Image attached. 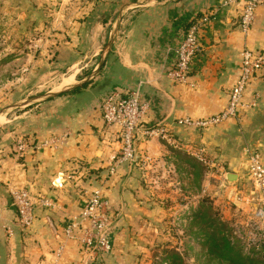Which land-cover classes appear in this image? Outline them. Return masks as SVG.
Returning <instances> with one entry per match:
<instances>
[{
	"label": "crops",
	"instance_id": "0c3cea01",
	"mask_svg": "<svg viewBox=\"0 0 264 264\" xmlns=\"http://www.w3.org/2000/svg\"><path fill=\"white\" fill-rule=\"evenodd\" d=\"M23 1L21 7L27 0ZM128 2L135 0H103L100 5L106 22L95 18L89 23L107 27V40L113 34L104 65L89 88L68 93L65 105L51 115L50 125L39 122L40 126L28 128L22 135L0 129V264H127L122 231L117 228L124 202L115 196H138L136 168H164L172 147L188 154L199 148L215 154L217 168L229 169L222 173L224 177L236 174V180L226 188L235 204H254L261 196L252 181L251 188L245 181L249 180L248 159L253 152H258L264 163V68L246 85L242 100L247 107L238 116L204 128L179 125L177 120L204 118L227 105L239 73L241 51L247 48L264 53V4L256 8L254 21L244 32L239 5L227 0ZM113 13L114 21L110 19ZM203 15L208 18L199 30L201 49L192 60L186 83H176L166 75L174 49L189 24ZM116 88H138L150 108L135 133V155L140 159L135 165L125 162L111 173L120 139L115 126L103 124L100 102ZM157 125L172 142L146 133ZM21 137L27 147L18 151ZM12 186H24L35 200L45 198L52 205L36 204L31 227L18 230L11 224L13 234L5 237L2 223L13 222L16 215L9 192ZM94 188H100L107 202L111 223L108 234L113 248L104 254L85 251L77 239L66 238L62 232ZM115 201L117 206L121 203V212H115ZM60 245L63 249L57 256Z\"/></svg>",
	"mask_w": 264,
	"mask_h": 264
},
{
	"label": "rangeland",
	"instance_id": "374dc122",
	"mask_svg": "<svg viewBox=\"0 0 264 264\" xmlns=\"http://www.w3.org/2000/svg\"><path fill=\"white\" fill-rule=\"evenodd\" d=\"M20 1L0 0V129L22 135L40 126L39 122L50 125L51 115L65 105L71 90L47 98L48 94L75 85L85 88L93 81L104 65L113 34L107 40V27L89 24L94 17L103 20V0H27L24 7L20 5L25 1ZM92 2L98 9L93 14ZM79 21L83 23L81 41L75 30ZM84 80L88 81L82 84ZM28 101L32 104L26 105ZM19 140L24 142L25 137ZM172 150L167 152L171 158L164 168H136L138 196H115L124 202L122 212L121 203L117 206L115 201L113 206L121 212L117 228L122 231L127 264H231L218 257L205 236L209 219L224 224V233L244 258H264V218L255 215L254 204L232 201L226 188L235 180L222 175L229 169L217 168V156L205 149L206 163L190 152ZM138 159L135 155L127 163L135 165ZM245 182L253 187L251 180ZM11 224L21 229L16 218L2 223L5 237H10L6 227Z\"/></svg>",
	"mask_w": 264,
	"mask_h": 264
},
{
	"label": "built area",
	"instance_id": "2783aa9c",
	"mask_svg": "<svg viewBox=\"0 0 264 264\" xmlns=\"http://www.w3.org/2000/svg\"><path fill=\"white\" fill-rule=\"evenodd\" d=\"M227 2L239 5L240 25L244 32H247L253 23L256 8L264 4V0H227ZM207 18L208 16L203 15L192 21L175 47L172 65L166 71L170 80L176 83H186L192 60L201 49L199 30ZM262 68H264V53H254L247 48L243 49L239 73L230 89L227 105L223 110L200 119L183 117L178 119L177 123L187 127L204 128L238 116L241 110L247 107L242 100L243 91L249 81ZM149 108V100L143 96L138 88H116L102 97L100 112L103 124L115 126L120 139L117 156L110 168L111 173H114L121 164L134 160L135 133ZM146 133L172 142L170 136L161 126H152L146 130ZM25 147H27L26 144L19 142L17 149L23 151ZM192 154L200 161L207 162L202 148L193 151ZM248 178L261 195L254 200L255 215L264 218V163L258 152H253L249 156ZM9 192L16 212V221L23 229L31 227L35 218L36 204L52 205L51 201L45 198L39 197L35 200L24 186H12ZM106 206L107 202L101 196L100 188H94L78 214L72 216L71 220L64 226L62 230L64 237L77 239L82 248L92 254L110 252L113 243L108 234L110 221L106 213ZM78 229L80 232H77ZM6 232L8 236L13 234L12 229L8 226ZM62 249L63 245H60L56 252L57 256L60 255Z\"/></svg>",
	"mask_w": 264,
	"mask_h": 264
},
{
	"label": "trees",
	"instance_id": "16d2710c",
	"mask_svg": "<svg viewBox=\"0 0 264 264\" xmlns=\"http://www.w3.org/2000/svg\"><path fill=\"white\" fill-rule=\"evenodd\" d=\"M96 5L97 4H95V2H92V4L90 5L91 14L98 11ZM102 22H106V18H103ZM83 23H85L84 20ZM83 23L82 21H79V26H77L75 29L77 31L76 35L78 36L76 37L77 41L79 40L81 41V35L83 31V27L81 26V24ZM80 88H75L71 90L69 93L77 92L78 90H80ZM206 225L208 226V228L205 236L208 240L211 241L213 248L218 250L217 252L219 258L225 261H229L231 264H264V258H261L260 260H256L250 257L244 258L243 255L240 254L239 249L234 244H232L230 238L224 233L223 230L224 224L209 219Z\"/></svg>",
	"mask_w": 264,
	"mask_h": 264
},
{
	"label": "water",
	"instance_id": "95a60500",
	"mask_svg": "<svg viewBox=\"0 0 264 264\" xmlns=\"http://www.w3.org/2000/svg\"><path fill=\"white\" fill-rule=\"evenodd\" d=\"M100 67V66H99ZM99 69V68H98ZM88 80H84V82H82V84L83 83H85V82H87ZM75 88H77V85H75V86H72L71 88H68V89H65V90H63V91H57L56 93H51V94H48L46 97L48 98V97H50V96H58L60 93H62V92H66V91H68V90H72V89H75ZM26 105H29V104H32V101H28L27 103H25ZM228 178L230 179V180H236V174H234V173H228Z\"/></svg>",
	"mask_w": 264,
	"mask_h": 264
}]
</instances>
